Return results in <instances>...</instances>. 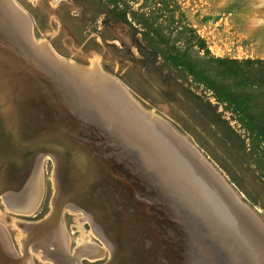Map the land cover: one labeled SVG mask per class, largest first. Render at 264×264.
Segmentation results:
<instances>
[{
  "label": "bare ground",
  "instance_id": "obj_1",
  "mask_svg": "<svg viewBox=\"0 0 264 264\" xmlns=\"http://www.w3.org/2000/svg\"><path fill=\"white\" fill-rule=\"evenodd\" d=\"M58 56L35 41L15 0H0V192L10 187L22 207H35L43 149L56 158L53 211L22 239L28 261L13 258L0 233V264H32L30 245L47 240L56 264H75L80 253L100 258L104 248L85 238L74 257L64 254L53 212L78 199L102 218L109 264H264V228L192 143L141 108L97 58L83 68Z\"/></svg>",
  "mask_w": 264,
  "mask_h": 264
},
{
  "label": "rangeland",
  "instance_id": "obj_2",
  "mask_svg": "<svg viewBox=\"0 0 264 264\" xmlns=\"http://www.w3.org/2000/svg\"><path fill=\"white\" fill-rule=\"evenodd\" d=\"M15 1L35 41L83 68L97 58L141 108L195 145L264 222V0ZM55 161L47 154L36 166L35 207H22L10 187L0 195V233L13 258L31 225L53 211ZM86 204L62 207L56 230L67 258L85 238L103 254L80 253L77 264H101L108 258L102 218ZM30 246L32 264H56L58 249L48 240Z\"/></svg>",
  "mask_w": 264,
  "mask_h": 264
},
{
  "label": "water",
  "instance_id": "obj_3",
  "mask_svg": "<svg viewBox=\"0 0 264 264\" xmlns=\"http://www.w3.org/2000/svg\"><path fill=\"white\" fill-rule=\"evenodd\" d=\"M48 146L49 145H45L44 147L47 148ZM190 147L195 150V152L201 157V160L210 168V170L214 174L217 175V179H219V181L227 188V191L229 192L230 196L235 200L236 205L237 206H240L241 208H243V210L248 211L249 214H250V217H252V219L255 221L256 225L264 228V222L262 220H260V218L258 217V215L256 214V212L251 207H249L243 200L240 199V197L236 194V192L232 189V187L226 182V180L215 169V167L206 159V157H204L202 155V153L195 147V145H192L191 144ZM43 150H44V153H45L44 155H47V154H50V153H54L53 149H43ZM0 195H3V192H0ZM53 197H52V208L54 207ZM67 204H68V202H66V201H64L63 203L57 202V205H56V208H55V212H53V215L56 214L57 216H60L59 214H60L61 208L64 207V206H66ZM51 213H52V209L50 210V212L48 213V215L45 216V217H43L40 221H43L44 219L46 220L47 218H49V215H51ZM244 226H245L246 229H249V225L247 223H245ZM23 245H24L23 246L24 248H22L23 249V253H22L21 256H23L25 254L23 257H24L25 260L28 261L27 254H26V250H25V241L23 242ZM112 257H113L112 254H109L108 258L103 263H101V264H109L112 261Z\"/></svg>",
  "mask_w": 264,
  "mask_h": 264
}]
</instances>
